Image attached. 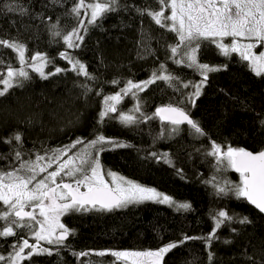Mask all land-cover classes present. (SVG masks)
Returning a JSON list of instances; mask_svg holds the SVG:
<instances>
[{
  "label": "trees",
  "instance_id": "16d2710c",
  "mask_svg": "<svg viewBox=\"0 0 264 264\" xmlns=\"http://www.w3.org/2000/svg\"><path fill=\"white\" fill-rule=\"evenodd\" d=\"M77 2L0 0V39L24 45L27 57L45 55L50 61L44 69L46 73L56 67L64 69L45 80L28 68L31 80L0 97V140L15 132L22 134V144L0 143V154L4 156L0 159V171L19 168L21 161L35 160L37 155L47 158L51 150L70 145L77 138L91 140L99 131L128 145L109 147L99 153L101 168L106 173L115 172L141 186L154 188L176 203L190 204L191 208L175 210L144 201L110 212H69L61 220L71 232L64 245H49L53 255H33L17 264H124L111 255L78 258L73 253L155 250L179 241L184 235L207 236L220 210L228 212L233 220L217 230L218 239L210 247L202 240L187 241L166 254L163 264H264V217L243 198L232 193L216 194L214 182H208L213 176L216 181L227 179L233 183H239L240 176L231 169L217 171L215 158L206 155L212 142L219 144L222 151L228 146L252 152L264 150V128L259 125V120L264 119V75L256 76L240 57L224 56L215 44L203 41L197 52L198 62L220 70L208 73L200 95L195 97L194 86L201 83L203 76L184 62L177 63L171 53V47L179 42L176 33L135 11L137 7L158 9L156 0H118L116 11L104 14L95 24H84V39L78 42L79 48H68L63 35L81 22L82 14L77 17L71 11ZM20 6L27 9L23 15L8 10ZM57 31L60 36L54 35ZM61 52L85 64L95 79L77 75L59 55ZM0 59V74L5 73L9 64L14 68L21 66L18 55L3 46ZM161 65L166 71L160 74L173 76L171 82L157 80L136 95H125L117 105L118 112L99 123L104 96L116 94L128 80H148ZM81 84L91 89L86 97ZM137 104L140 112L134 111ZM167 105L184 109L206 135L196 136L188 125H180L179 131L173 133L171 124L154 116L156 108ZM120 112L136 116L137 123L122 124ZM83 147L77 145L68 156L83 151ZM17 150L22 154L20 160L15 158ZM40 163L47 164V159ZM45 175L41 173L37 179ZM61 179L74 182V178L68 177H58V182ZM4 208L0 203V212ZM243 217L249 222L240 223ZM4 226H9V221L0 220V231ZM14 232V236H0V256L5 257L0 264H9L13 245L20 244L22 239L30 243L34 227L31 231L14 227ZM226 240L231 243H225ZM209 252L214 253L211 262Z\"/></svg>",
  "mask_w": 264,
  "mask_h": 264
},
{
  "label": "snow or ice",
  "instance_id": "6c2138e0",
  "mask_svg": "<svg viewBox=\"0 0 264 264\" xmlns=\"http://www.w3.org/2000/svg\"><path fill=\"white\" fill-rule=\"evenodd\" d=\"M53 2L59 3L60 0H53ZM117 3L118 0H97L95 3L86 5L85 0H78L71 11L79 17L81 9L85 7L90 9L88 23L95 24L97 19L104 14L116 11ZM156 3L159 6L156 10L150 7H137L135 11L140 15L149 16L156 25L162 28L166 27L170 32L176 33L179 42L171 47V53L175 56L178 50L182 49V54L186 58L177 61V63L186 62L189 68L199 70L203 76L201 83L194 86L193 95L195 97L200 95L201 86L208 79V73L220 70L210 67L207 63H198L197 52L203 41L215 44L224 56L238 53L242 60L248 62V66L256 76L264 75V51H260L258 54L253 51L257 47L264 46V0H156ZM8 10L18 11L21 15L27 12L23 6L18 9L10 7ZM166 11L170 14L165 15ZM80 26L83 27V21L80 22ZM54 35L60 36L61 33L57 31ZM226 37L231 38L228 44L223 43ZM83 39L84 37L78 29H73L72 32L63 35V41L68 48H79L80 43L77 41L83 42ZM0 46L12 49L18 55L20 65L23 66L27 63L41 79L46 80L49 76H55L64 71V69L56 67L54 71L46 73L44 69L50 61L41 53L31 56L32 62L29 63L25 59V47L22 44L0 39ZM59 55L68 61L77 75H82L89 80L95 79L87 71L85 64L74 60L66 52H61ZM2 62L0 59V63ZM22 66L14 68L9 64L6 66L5 73L0 74V97L6 96L14 87H24V81L31 80L29 72L25 71ZM165 71L164 65H161L160 70L153 72L148 80L139 83L128 80L120 92L104 96V108L99 112V123L102 124L111 113L118 112L117 105L122 100V94L136 95L133 90L142 92L157 80L171 82L174 79L173 76L160 74ZM112 83L118 84L119 81H112ZM80 87L83 88L82 95L85 97L91 91L86 84H81ZM184 87H188V85L185 84ZM134 111L140 112L139 104L136 105ZM154 116L171 124L173 133L179 131L180 125L187 124L196 136L206 135L201 126L180 107L172 105L158 107ZM145 118L152 119L153 117ZM119 120L124 125L137 123L136 116L125 112L119 113ZM259 125L264 128V119L259 120ZM13 141L22 144V134L15 132L6 139L0 140V143L11 144ZM77 145H83V151L68 156V153ZM109 147L114 149L128 147V145L107 138L97 131L91 140L77 138L70 145L51 150V155L47 158L37 155L35 160L21 161L19 168L7 172L0 171V202L7 206L4 211L0 212V220L9 221V226H4L0 231V236L16 235L14 227L26 228L31 231L34 225H38V230L33 232L35 240L37 242L45 241L49 245L59 247L64 245L65 240L71 234L70 230L60 223V217L69 212L90 210L110 212L144 201L174 204L170 196L159 193L154 188L144 187L126 180L124 177H118L111 171L107 172V175L112 177L111 185L114 186H110L109 182L104 179L98 159L99 153L108 150ZM210 149L206 155L215 158L217 171L231 169L239 173L240 176L239 183H233L227 179L216 181V177L213 176L212 181L208 182H214L213 187L216 194L232 193L237 198L247 200L260 213H264V150L254 153L242 147L228 146L226 150L222 151L221 146L215 142L210 144ZM21 155L20 151H15L17 160L21 159ZM65 156L67 159H62ZM3 158V154H0V159ZM45 159H47V164L42 165L40 162ZM54 162H58L56 169L47 171ZM22 172L27 174L21 175ZM45 172L47 175L37 179L41 173ZM58 177L74 178L75 186L73 183L63 182V179L58 182ZM81 186L85 187L87 191H80ZM29 207L32 210L26 211L25 209ZM176 207L188 210L191 205L179 203ZM36 209H39V216L43 219L37 218ZM214 219L215 225L207 236L184 235L179 241L169 242L155 250L78 252L73 255L78 258L89 255L101 257L111 255L117 261H123L124 264H163L166 254L181 247L187 241L202 240L206 246L210 247L212 241L218 239L217 230L226 222L232 221L233 217L228 212L220 210L215 214ZM239 222L246 224L249 221L247 217H243ZM224 242L231 243L227 240ZM13 248L14 255L8 258L9 264H16V261L26 258L30 259L33 255H53L49 248L35 243L29 244L28 239H22V242L13 245ZM25 249H30L26 255L24 254ZM213 256L214 253H208L209 262L212 261ZM0 260H5V257L0 256Z\"/></svg>",
  "mask_w": 264,
  "mask_h": 264
},
{
  "label": "rangeland",
  "instance_id": "374dc122",
  "mask_svg": "<svg viewBox=\"0 0 264 264\" xmlns=\"http://www.w3.org/2000/svg\"><path fill=\"white\" fill-rule=\"evenodd\" d=\"M88 3H94V2H91L90 0H85V4L87 5ZM80 13L82 14L81 15V21H83V27H84V24L85 23H88V20H89V18H90V9H88V8H83V9H81V11H80ZM168 14H170L169 12H165V15H168ZM83 27H81L80 26V24H79V26L76 28V29H78L79 30V32H80V34H81V32H82V28ZM230 41H231V38L230 37H226V38H224V40H223V43H225V44H228V43H230ZM79 41H77V43H78ZM242 42H252V41H242ZM255 53H259L260 51H264V46H260V47H257V48H255L254 50H253ZM179 54V55H178ZM233 54H235L236 56H238V57H240L239 56V54L238 53H233ZM180 56V57H179ZM178 57V58H177ZM30 58L31 57H27L26 55H25V59H26V61H28L29 63H31L32 61L30 60ZM175 58H176V60L177 61H181V58H182V60H185L186 58L183 56V54H182V49L181 50H178V52H177V54L175 55ZM198 61V60H197ZM185 64H187L186 62H184ZM199 63V62H198ZM245 63L246 64H248V62L247 61H245ZM22 66V65H21ZM20 66V67H21ZM22 67H24V70L25 71H27L28 70V68L29 69H31V67H29L28 66V64L26 63L25 65H23ZM253 72V71H252ZM125 87V86H124ZM123 87V88H124ZM121 91V90H120ZM119 91V92H120ZM133 91H135V92H137V90H133ZM125 95H123L122 94V97H124ZM126 97V96H125ZM103 108H104V104H103ZM62 159H67V156H65V157H62ZM161 159H165V157L164 156H161ZM166 159H168V158H166ZM169 160V159H168ZM166 162H168V161H166ZM57 163L58 162H54L53 164H52V167L51 168H48L47 169V171H54L55 169H56V167H57ZM169 163V162H168ZM46 163H44V164H42V165H45ZM101 170H102V172L104 173V179L106 180V181H108L109 182V184H110V186H114V185H111V180H112V177H110V176H108L107 175V173L101 168ZM115 173V172H114ZM45 174H47V172H45ZM90 174V173H89ZM117 174V173H116ZM117 176L118 177H122V176H120L119 174H117ZM125 178V177H124ZM126 180H130V179H127V178H125ZM57 180H58V178H57ZM130 181H132V180H130ZM134 182V181H133ZM68 183V182H67ZM71 183H73V185L75 186V184H74V182H71ZM136 183V182H135ZM145 187V186H144ZM149 188V187H148ZM80 191H82V192H84V191H87V189L85 188V187H83V186H81L80 187ZM158 192V191H157ZM155 202V201H154ZM1 204H2V202H0ZM46 203H47V201H46ZM177 204H179V203H176V202H174V204H172V205H169V204H165V205H167V206H170V207H172V208H174L175 210H177L178 208L176 207V205ZM3 205V204H2ZM4 206V205H3ZM5 208L7 207V206H4ZM4 208V209H5ZM26 211H31L32 210V208H26L25 209ZM35 214H36V216H37V218L38 219H43L42 217H40L39 216V209H36V211H35ZM61 218V217H60ZM60 223H61V220H60ZM38 225H34V231L35 230H38ZM57 232H59V230H57ZM30 239H31V241H30V243L29 244H38L39 246H43V247H47V246H49V244H47L45 241H39V242H37L36 240H35V237H34V235L33 234H31V237H30ZM30 251V249H25V255L28 253ZM14 255V254H13ZM22 260H18V261H16V264L17 263H20Z\"/></svg>",
  "mask_w": 264,
  "mask_h": 264
},
{
  "label": "water",
  "instance_id": "95a60500",
  "mask_svg": "<svg viewBox=\"0 0 264 264\" xmlns=\"http://www.w3.org/2000/svg\"><path fill=\"white\" fill-rule=\"evenodd\" d=\"M158 118H159V117H158ZM159 119H160V118H159ZM162 122H164V123H168V122H166V121H162ZM183 125H187V124H183ZM254 153H255V152H254ZM233 171H234V170H233ZM234 172H235V171H234ZM244 200H245V199H244ZM245 201H246V203H247L249 206H251V208H253L255 211H257L259 214H261V215L264 217V213H260L259 210L256 209L254 205L248 203L247 200H245ZM66 240H67V239H66Z\"/></svg>",
  "mask_w": 264,
  "mask_h": 264
},
{
  "label": "flooded vegetation",
  "instance_id": "af4514ba",
  "mask_svg": "<svg viewBox=\"0 0 264 264\" xmlns=\"http://www.w3.org/2000/svg\"><path fill=\"white\" fill-rule=\"evenodd\" d=\"M63 215L61 216L60 220H62ZM62 223V222H61Z\"/></svg>",
  "mask_w": 264,
  "mask_h": 264
}]
</instances>
